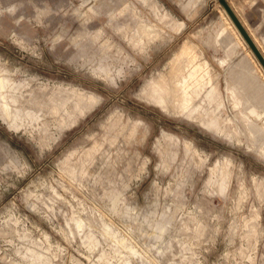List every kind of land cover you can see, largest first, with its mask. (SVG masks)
<instances>
[{"label": "rangeland", "instance_id": "rangeland-1", "mask_svg": "<svg viewBox=\"0 0 264 264\" xmlns=\"http://www.w3.org/2000/svg\"><path fill=\"white\" fill-rule=\"evenodd\" d=\"M254 62L216 0H0V264H264Z\"/></svg>", "mask_w": 264, "mask_h": 264}, {"label": "bare ground", "instance_id": "bare-ground-1", "mask_svg": "<svg viewBox=\"0 0 264 264\" xmlns=\"http://www.w3.org/2000/svg\"><path fill=\"white\" fill-rule=\"evenodd\" d=\"M218 5L220 6V11L222 13V15L224 16L227 24L229 25V27L231 28V30L234 32V34L236 35V37L238 38V40L242 43L243 47L245 48L244 50L247 51L248 54L251 55V49H249V45L247 44V42L244 40V38L242 37V35L240 34V32L238 31V29L236 28L235 24L233 23V21L231 20V18L229 17L228 13L226 12V10L223 8V6L218 2V0H216ZM229 3V2H228ZM230 5V4H229ZM231 6V5H230ZM232 7V6H231ZM233 9V8H232ZM234 10V9H233ZM234 12L236 13V11L234 10ZM237 15V13H236ZM238 16V15H237ZM239 18V16H238ZM240 19V18H239ZM241 21V19H240ZM242 22V21H241ZM243 24V22H242ZM244 25V24H243ZM246 28V27H245ZM248 31V30H247ZM249 32V31H248ZM250 34V33H249ZM251 36V34H250ZM252 37V36H251ZM253 39V38H252ZM254 41V40H253ZM255 42V41H254ZM257 45V44H256ZM259 48V47H258ZM251 50V51H250ZM261 51V50H260ZM254 54V53H253ZM263 54V53H262ZM252 56V55H251ZM264 56V55H263ZM256 57V56H255ZM253 60L255 61V63L257 64V66L259 67L260 71L262 72L263 76H264V68L261 67L262 65H260L256 58L252 57ZM206 62L202 63V65H205ZM263 68V69H262ZM162 86L163 85H159L158 87H153V97L154 96H159L160 98L163 97V100H162V104L163 106L166 105V99L164 97V93L163 92H166L164 89H162ZM159 89V90H158ZM176 91V94H177V104L179 105L180 109L182 111H184L183 107L185 105V102L183 101V94H182V91H180V87L178 86L177 88L174 89ZM163 91V92H162ZM191 94V93H190ZM195 97V96H194ZM192 102L194 103V99H192ZM201 111L198 113L199 116L201 115Z\"/></svg>", "mask_w": 264, "mask_h": 264}, {"label": "water", "instance_id": "water-1", "mask_svg": "<svg viewBox=\"0 0 264 264\" xmlns=\"http://www.w3.org/2000/svg\"><path fill=\"white\" fill-rule=\"evenodd\" d=\"M218 2L226 10L229 17L231 18V20L235 24L236 28L238 29V31L240 32V34L242 35L244 40L249 45L250 49L252 50V52L254 53V55L256 56V58L258 59L260 64L262 65V67L264 68V56H263L262 52L260 51V49L258 48L256 43L253 41L249 32L247 31L245 26L242 24V22L240 21V19L238 18V16L236 15L234 10L232 9V7L229 5V3L226 0H218Z\"/></svg>", "mask_w": 264, "mask_h": 264}, {"label": "crops", "instance_id": "crops-1", "mask_svg": "<svg viewBox=\"0 0 264 264\" xmlns=\"http://www.w3.org/2000/svg\"><path fill=\"white\" fill-rule=\"evenodd\" d=\"M229 2V1H228ZM229 4L232 6V8L236 11V13H237V15L239 16V18L241 19V21L243 22V24H244V26L246 27V29L249 31V33L251 34V36H252V38H253V40L255 41V43L257 44V46L259 47V49L261 50V52L263 53V55H264V29L261 31V39L260 40H258V38L253 34V32H252V30L247 26V24H246V21H245V19L244 18H242L241 16H240V14L238 13V11H237V9H236V7H234L230 2H229ZM261 43V44H260ZM245 49V48H244ZM250 49V48H249ZM245 51V53H247V51L246 50H244ZM251 51V50H250ZM248 54V53H247ZM251 58L252 57H254V58H256L255 57V55L253 54V52L251 51V55L250 54H248ZM257 59V58H256ZM252 60H253V58H252ZM258 61V60H257ZM253 62H254V60H253ZM259 62V61H258ZM255 63V62H254ZM256 64V63H255ZM260 64V63H259ZM261 65V64H260ZM256 66H257V64H256ZM258 67V66H257ZM262 67V66H261ZM258 69H259V67H258ZM263 69V68H262ZM260 70V69H259ZM264 70V69H263Z\"/></svg>", "mask_w": 264, "mask_h": 264}]
</instances>
